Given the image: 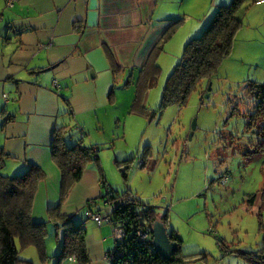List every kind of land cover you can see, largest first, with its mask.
<instances>
[{
	"label": "crops",
	"instance_id": "1",
	"mask_svg": "<svg viewBox=\"0 0 264 264\" xmlns=\"http://www.w3.org/2000/svg\"><path fill=\"white\" fill-rule=\"evenodd\" d=\"M233 1L0 0V145L8 156L2 167L33 164L44 172L31 216L47 224V255L52 257L56 235H62V229L56 232V221L49 219V208L60 204L62 215L79 220H85L78 217L89 210L102 215L110 211L103 200V175L94 164L85 167L80 181L60 202L61 174L50 151L54 131L75 127L79 135L85 131L96 139L117 129L120 116L113 110L119 97L113 88L125 79V88H134L139 69L179 17L182 24L163 41L158 58L166 46L175 51L176 44L196 36L217 9ZM254 7L264 21L263 2L248 6L242 15L245 23ZM180 32L183 38L171 45ZM8 117L12 119L3 124ZM84 222L87 264H110L114 226Z\"/></svg>",
	"mask_w": 264,
	"mask_h": 264
},
{
	"label": "rangeland",
	"instance_id": "2",
	"mask_svg": "<svg viewBox=\"0 0 264 264\" xmlns=\"http://www.w3.org/2000/svg\"><path fill=\"white\" fill-rule=\"evenodd\" d=\"M258 11L250 9L249 23L243 19L232 56L209 80L211 89L203 99L198 89L185 104L157 111L167 78L189 40L176 44L175 51L166 46L157 59L161 72L148 92L146 111H130L134 88H125V79L113 88L119 97L113 110L120 116L119 127L84 140L85 146H97L107 185L120 194L130 189L156 207L160 218H166L167 231L179 235L175 258L186 259L172 264H248L246 252L264 249V151L250 155L261 140L255 127H247L252 110L248 84L264 83V21ZM181 32L171 45L183 38ZM2 165L0 174L13 177L29 164L14 169ZM16 246L20 258L32 264H54L52 258L41 262L34 247L21 249L18 241ZM56 250L55 243L51 254Z\"/></svg>",
	"mask_w": 264,
	"mask_h": 264
},
{
	"label": "trees",
	"instance_id": "3",
	"mask_svg": "<svg viewBox=\"0 0 264 264\" xmlns=\"http://www.w3.org/2000/svg\"><path fill=\"white\" fill-rule=\"evenodd\" d=\"M261 1L234 0L229 7L217 9L206 26L196 36L189 39L180 61L167 78L158 112L169 105L185 104L190 94L198 89H200L201 99L204 98L210 84L209 80L232 52L235 37L243 26L242 15L250 4H260ZM182 21L183 18L179 17L175 23H172L162 38V42L153 49L145 64L139 69L138 76L133 83L134 97L130 106L132 113L142 114L146 111L145 105L143 106L145 96L156 85L161 72L157 58L162 51L163 41L173 34ZM203 81H206L204 89L201 88ZM128 85L129 80L125 86ZM247 96L252 103V110L247 118V127H255L261 140L255 150L250 152V155H254L264 151V83L250 82ZM11 119V117L6 118L3 124ZM75 130L78 131L75 127L69 129L67 126L56 129L50 147L51 158L61 174V203L67 197L71 187L80 181L88 164H94L102 176L97 146H85L84 140L88 134L84 131L79 135ZM7 157L0 145V164H3ZM44 177V172L33 164L26 166L22 174H15L13 177L0 174V264H32L20 258L16 241L19 242L21 249L36 248L41 262L53 257L54 264L71 263L69 259L75 257L76 264L88 263L84 243V221L91 219L87 218L86 213L100 214L101 212L86 211L78 217L85 220H79L74 216L62 215L59 212L60 204L49 208V219L56 221V232L62 229V235L61 238L59 234L56 235L57 250L52 257H48L45 244L48 235L47 224L34 221L31 216L37 187ZM101 181L105 191L103 200H107L110 208L106 216L109 217L110 224L121 230V238L115 240L113 249L108 253L109 263L168 264L154 252L152 246V225L159 220L156 207L143 202L133 195L130 189L120 194L108 186L104 179ZM254 200L255 198L251 197L249 204H252ZM92 202L95 201H87L85 206H89ZM160 220L163 223L166 222L163 216ZM168 235L171 242L178 244V254L181 247L179 235L174 230H171ZM219 244L222 245L221 241ZM244 256L248 264H264L262 248L257 252H246ZM183 259H186V256L181 259L177 258L174 262L180 263Z\"/></svg>",
	"mask_w": 264,
	"mask_h": 264
},
{
	"label": "water",
	"instance_id": "4",
	"mask_svg": "<svg viewBox=\"0 0 264 264\" xmlns=\"http://www.w3.org/2000/svg\"><path fill=\"white\" fill-rule=\"evenodd\" d=\"M210 86L211 85L209 84L207 89L208 92L211 89ZM194 127L195 122L193 123L192 128ZM151 234L154 252L158 254L160 258L168 264L173 263L176 259L175 256L178 251V244L175 242H171L167 229L160 219L153 223Z\"/></svg>",
	"mask_w": 264,
	"mask_h": 264
},
{
	"label": "built area",
	"instance_id": "5",
	"mask_svg": "<svg viewBox=\"0 0 264 264\" xmlns=\"http://www.w3.org/2000/svg\"><path fill=\"white\" fill-rule=\"evenodd\" d=\"M263 2H264V0H262L259 3H263ZM4 100L6 101V96H4ZM86 216H87L88 219H91L95 224H97L99 226L102 225V224H105V223H110L109 217H107L106 215L92 214L90 212H87ZM113 235H114L116 240L121 238V230L116 228V227H114ZM143 237H145V235ZM69 261L71 263L75 262V257H71L69 259Z\"/></svg>",
	"mask_w": 264,
	"mask_h": 264
}]
</instances>
